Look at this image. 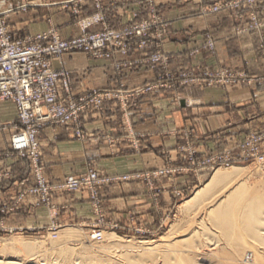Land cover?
I'll list each match as a JSON object with an SVG mask.
<instances>
[{"label":"crops","instance_id":"crops-1","mask_svg":"<svg viewBox=\"0 0 264 264\" xmlns=\"http://www.w3.org/2000/svg\"><path fill=\"white\" fill-rule=\"evenodd\" d=\"M44 1L47 2L42 8H19L9 14L15 37L36 35L50 28H55L62 38L78 36L77 20L98 11L95 0ZM219 1L223 0H152L155 12L169 20L162 45L169 58L166 69L181 72L223 67L244 71L251 80L233 86L191 85L158 90L132 99L127 105L107 100L102 111L91 109L82 114L86 134L82 141L74 138L71 126L43 128L38 139L45 175L51 182L69 174H83L90 167L103 174L120 175L155 169L167 162L177 165L183 160L177 147L185 142L199 155L211 154L264 127V66L260 51L264 26L237 33L236 28L248 22L247 8L243 6L201 11L203 6ZM99 4L106 23L113 28L151 16L145 0H99ZM256 11L264 17V1L256 5ZM238 13L244 14L243 19L236 17ZM102 27V23H96L89 30ZM207 36L214 42L213 50L204 48ZM152 49L134 48L127 56L117 54L109 59L68 52L55 60L53 67L70 71L72 92L76 95L91 88L130 89L155 81L163 68L149 69L139 64L119 72L114 63L143 58ZM16 116L12 102L0 101V171L10 174L9 179L0 182V199L9 203L32 183L29 160L11 152V122ZM187 133L189 136L185 137ZM193 179L191 172L179 173L173 179L161 178L157 186L162 192L157 201L140 179L103 185L100 195L106 221L128 230L134 226L155 229L159 217L176 200L170 183L188 191ZM51 197L57 211L55 221L60 226H84L93 221L86 190L52 191ZM32 201V196H27L15 211L0 216V221L6 226L42 231L51 219L46 208H35Z\"/></svg>","mask_w":264,"mask_h":264},{"label":"built area","instance_id":"built-area-1","mask_svg":"<svg viewBox=\"0 0 264 264\" xmlns=\"http://www.w3.org/2000/svg\"><path fill=\"white\" fill-rule=\"evenodd\" d=\"M97 12L79 22L80 34L70 38H62L58 31L48 30L32 36L15 37L8 29L0 13V101H10L16 108V119L11 122L14 132L10 137L12 154L25 156L31 165L32 183L22 188L14 202H3L0 199V216L16 210L17 205L27 196H32L31 205L35 208H46L51 222L43 228L46 232L56 235L60 227L55 221L56 206L53 203L52 191L75 192L84 189L88 192V200L92 209L93 221L89 236L94 241L103 238L106 227L117 230L120 226L109 224L103 210L100 188L103 185L140 179L145 182L149 194L157 201L162 188L157 186L161 178L171 179L179 172H207L216 166L230 165L244 160L264 157V127L247 133L241 140H236L223 151L199 155L195 149L185 142L177 147L183 153L181 164H166L152 170L132 174H103L90 167L80 175H66L56 182H51L45 175L44 162L38 135L48 126H71L73 136L84 140L81 116L85 111H102L104 102L117 100L127 105L130 100L158 90L176 89L191 85H223L233 86L249 82L250 76L244 71L229 68L184 70L171 72L167 70L168 56L163 52V43L167 34L169 20L155 12L152 0H145L151 16L132 24L117 28L110 27L101 12L99 0ZM264 0H223L203 6L201 11L218 12L225 8H247L248 22L236 28L237 33L259 30L264 26V17L256 11V5ZM237 18L243 19L244 14L238 13ZM96 23L103 27L97 31L89 28ZM153 48L147 56L135 60L115 62L114 67L121 72L125 68L143 64L149 69L163 68V73L153 82H148L130 89L91 88L78 95L72 92L71 73L67 69L53 67V62L68 52H82L93 58H112L114 55L127 56L134 49ZM204 48L214 49L210 36ZM262 63L264 66V40L260 42ZM189 133L185 137H188ZM237 151V153L235 152ZM264 159V158H263ZM8 171H0V182L9 179ZM26 180L21 182L25 184ZM173 196L181 197L184 190L173 182L169 185ZM131 229L137 234L147 233L142 226ZM1 234H37L34 227L6 226L0 221Z\"/></svg>","mask_w":264,"mask_h":264},{"label":"bare ground","instance_id":"bare-ground-1","mask_svg":"<svg viewBox=\"0 0 264 264\" xmlns=\"http://www.w3.org/2000/svg\"><path fill=\"white\" fill-rule=\"evenodd\" d=\"M244 168L247 169L217 167L178 206L181 213L192 211L190 223L185 226L186 238L191 240L160 237L156 241H134L114 237L112 247L128 248L119 255L125 264H264V185L248 184ZM177 231L178 227L171 228L169 233L178 235ZM2 241L0 254L5 256H0V264H40L38 246L16 239ZM10 253L22 256L10 257ZM109 260L113 259L99 254L87 256L88 264H104Z\"/></svg>","mask_w":264,"mask_h":264},{"label":"rangeland","instance_id":"rangeland-1","mask_svg":"<svg viewBox=\"0 0 264 264\" xmlns=\"http://www.w3.org/2000/svg\"><path fill=\"white\" fill-rule=\"evenodd\" d=\"M46 2L47 1H44V0H0V13H3L2 14L3 20L5 21V24L8 27L9 31L13 34V31L11 28L12 23H11L9 14L18 10L19 8H21L19 10H25L31 7L42 8V6ZM73 12L77 14V9L73 8ZM80 20H81L80 18L77 20L78 24ZM48 30H56V29L50 28ZM177 152L179 153L178 150ZM263 158L257 157V158L244 160L242 162H239V163L237 162V163L230 164V165L216 166L213 170L207 172L206 174H203L202 172H198V171L197 173H193L189 171L192 173V176L194 177L189 190L184 191L181 197L174 196L176 200L173 206H171L170 210H168L165 214H162L159 217L160 222L157 228L149 229V228L143 227L144 229L148 230L147 233L137 234L131 228L128 230L124 228L122 229L121 227H119L117 230H114L108 226L104 229L102 240L94 241L89 236L90 226L88 225L91 224L90 222L88 224H85L84 226L83 225L82 226H73V225L60 226L55 236L49 232H46L44 229L40 231V233L30 234V235H21V234H16V233L14 234H1L0 233V239H1L0 244L3 243L2 240L7 241V239L9 240L16 239L18 241H26L28 243H32L35 246H38V250L40 251L41 256L38 258L39 260L37 262L40 264L41 263L42 264L43 263L44 264H88L87 256H91L94 254H99L101 257H105V258L108 257V258L113 259V260L106 261L104 264H122V263L125 264L124 263L125 260H123L122 257H119V255L122 253H125L128 250V248L126 249H119V247L113 248L111 245V241L114 237H119L121 240L132 239L134 241L138 239L156 241L160 239V237H165L166 239H170V240L173 239V241H175V239L178 241V239L180 240L182 239V237L183 239H186V241L191 240L189 238H186L188 236V230L186 232L185 226H188V224L190 223L189 217L191 216L192 211L191 210L184 211L182 212L184 214H182L181 212H179L180 210L178 206L183 201L191 197L192 194L195 192V190L201 187L208 180L212 172L217 167H231V166L247 167V169L244 168L245 171L247 170L246 173H248L246 175V178H247L246 182L251 185H264V159ZM166 164L168 165L169 162H167ZM166 164H164L163 166H165ZM179 173H182V172H179ZM179 173H176V175H178ZM175 176H173L172 179ZM186 214H189V215H186ZM183 215H186V216H183ZM177 227L179 230V232L177 231L178 235L173 234L171 236L169 233L171 228L176 229ZM195 237L196 236L192 238H195ZM3 255L4 253L0 254V256H3ZM8 255L10 257L22 256V254L20 253H10Z\"/></svg>","mask_w":264,"mask_h":264}]
</instances>
